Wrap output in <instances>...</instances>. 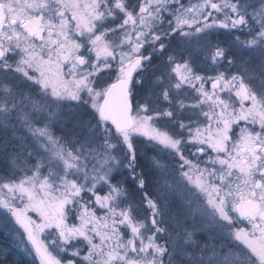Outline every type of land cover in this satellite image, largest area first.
Instances as JSON below:
<instances>
[{"label": "snow or ice", "instance_id": "obj_1", "mask_svg": "<svg viewBox=\"0 0 264 264\" xmlns=\"http://www.w3.org/2000/svg\"><path fill=\"white\" fill-rule=\"evenodd\" d=\"M0 157L38 264H264V0H0Z\"/></svg>", "mask_w": 264, "mask_h": 264}, {"label": "trees", "instance_id": "obj_2", "mask_svg": "<svg viewBox=\"0 0 264 264\" xmlns=\"http://www.w3.org/2000/svg\"><path fill=\"white\" fill-rule=\"evenodd\" d=\"M218 38L227 39L228 37L223 35V30H221V33L218 34ZM144 165L145 164H143V166ZM4 171H6L5 164L0 163V174H2ZM3 251L7 252V260L3 261V264H38L34 257L25 256L23 253L15 250L6 238L0 236V252Z\"/></svg>", "mask_w": 264, "mask_h": 264}, {"label": "rangeland", "instance_id": "obj_3", "mask_svg": "<svg viewBox=\"0 0 264 264\" xmlns=\"http://www.w3.org/2000/svg\"><path fill=\"white\" fill-rule=\"evenodd\" d=\"M185 2H186V0H185ZM221 70H223V69H221ZM141 148H143V145H141ZM147 155L148 156H153V155H156V154L154 152H148ZM0 163L5 164V160L3 159V157H0ZM148 163L149 162L147 160L142 161V167H147ZM143 164H145V165L143 166ZM116 179L117 180H122V179H124V177L123 176H117ZM129 187L131 189V187H132L131 184H129ZM149 188L151 189L152 185H149ZM15 227L18 228V226H15ZM19 231L22 232V229H20ZM0 236L6 238L11 243V245L13 246V248L15 250H18L19 252L23 253L25 256L34 257V255H29L28 251L25 249V247H23V243H24V241H26V236L24 237V241H21V238L17 234L16 231L5 229L3 226H0Z\"/></svg>", "mask_w": 264, "mask_h": 264}, {"label": "water", "instance_id": "obj_4", "mask_svg": "<svg viewBox=\"0 0 264 264\" xmlns=\"http://www.w3.org/2000/svg\"><path fill=\"white\" fill-rule=\"evenodd\" d=\"M30 246V245H29Z\"/></svg>", "mask_w": 264, "mask_h": 264}]
</instances>
